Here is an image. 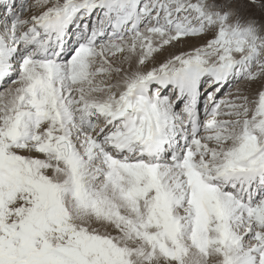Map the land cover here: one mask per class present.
I'll return each instance as SVG.
<instances>
[{
  "label": "rangeland",
  "instance_id": "1",
  "mask_svg": "<svg viewBox=\"0 0 264 264\" xmlns=\"http://www.w3.org/2000/svg\"><path fill=\"white\" fill-rule=\"evenodd\" d=\"M37 1L38 0H30L27 3V12L23 16L22 22L15 26L17 38L23 40L26 38L25 33H22V31L27 29L26 25L29 19L36 21L41 15L46 16L48 14L41 13L42 10L44 11V8L42 9L40 3H37ZM56 1L58 0H49L50 4L48 3L47 5L54 4ZM100 1L101 0H62L61 4H59L61 6L55 8L54 12L59 13L61 8L75 5L74 3H76V5L79 3H89L90 6H93ZM113 1L118 2L121 0ZM129 1L130 0H127V2ZM139 4L141 5V10L145 6L150 9L158 7L159 5L163 13L160 16L161 24L147 26L148 22H146L141 27L142 30L140 33H134L137 38L143 37L141 38L142 40L140 39V42H143V48L140 51L142 54L140 61L141 71L130 69L127 72L134 74V76L127 79L125 83L127 86L125 93L127 89L130 90L131 88V90H133L136 87L132 86L134 84L144 87L148 84V81L155 82L160 79L164 80V78H168L172 75L174 76L176 73L180 74L182 70H187V73H195L197 71L200 81L201 78H204L207 74L206 71L212 73L216 68L218 69H216L212 75L222 68L230 69V74H236L237 71L241 72L242 76L237 79L233 77L235 80L232 78V82L230 81L232 86L227 84L226 89L219 95L215 106L212 105L213 107L210 112L204 114L205 132L202 141L200 139L197 143L192 141L190 144V152H188L189 155L186 154L185 157V163L188 162L187 160L193 159L194 157V162L196 161L199 166V161H201V159L196 158V155H200L199 152L202 151L199 146H206L208 144L211 145L209 148L210 154H207L205 157L209 156L213 158L212 155H214L215 157L218 156L222 158L219 159L221 163H229L226 168L231 169L235 164L240 163L253 152L256 154L253 160L257 163L260 156L264 154V0H139ZM120 9L121 7L115 5L114 21ZM104 13L106 16L109 14V12L104 11L100 16L101 20L106 17ZM154 13L155 12H153V14ZM166 13L168 18L171 17L172 19L175 17L173 26H165V20L163 18L166 16ZM148 17H150V15H148ZM168 18H166L167 21ZM253 22L259 24V31H256L255 37L249 39L245 34V30L247 25ZM109 32L111 33H109L106 39H104L99 46L96 45L94 47L95 51L96 49L98 50V57H96L92 63L82 66L84 69H88L90 73L87 79L79 73L81 79H76L77 87H71L73 92L70 93V97L77 99V97L80 98L84 93H89L93 96L107 93L108 99L103 104H108V106L114 109H119L122 106H126V104L122 102V98L124 97L119 96L122 92H119L115 87L109 90V87H112L113 78L110 77L106 79V76L111 74V69H105L104 66L115 65L116 62L121 61L122 57L125 56L124 54H126V47L132 45L131 38L133 36L129 37L130 33L127 35L125 34L126 36L124 35L122 40L118 42L123 46L120 52H113V54L108 55L106 53L109 51L105 52L106 58L108 56V61L104 64V62H102L104 58L103 56L100 57V54L103 53L104 50H108V44L116 42L117 39L112 33L113 28H111ZM28 34L31 36L34 35V32H29ZM152 42L156 45L153 48L150 44ZM6 44H9V42H6ZM92 54L96 55V52ZM242 60L245 61L239 67V63ZM93 63L96 67L91 69L90 64L93 67ZM203 67L206 70H204ZM79 69L80 67L77 68L76 65L75 71H79ZM21 72L22 73H20L19 70L18 77L12 80L10 85L4 89L2 93L7 89L20 85L23 71L21 70ZM68 74L70 75V72ZM210 76L211 75L208 77ZM101 77L103 81H97V79ZM60 81L63 80H58L55 84L56 87H59L58 84L60 83L64 84V81ZM171 81L175 82L176 80ZM67 82H75V79H68L66 83ZM157 85L158 84H152L151 87ZM104 86H106V88ZM21 92L22 91H20L19 94ZM64 92L62 91L61 102L65 97L69 98L68 96L70 95ZM162 95L161 98H157L158 102L160 99V102H162V99L170 101V93ZM48 96L49 98L51 97V95L45 94L44 92V94L42 93L38 98L45 99L48 98ZM34 99L33 95L27 92L24 97L20 96L17 98L15 106L12 108V110L18 109L19 112L17 116L12 118L13 121L11 122V126L19 134L30 138V141H22L18 133L11 127L2 128L0 130V264H190L189 262L192 258L191 254L195 251L204 255V257L198 256V259L200 258L199 260L204 258L201 260L204 264H233L230 259L225 262H217L216 256L211 254V241L207 243L212 230H214L215 226H218L219 223L217 221L214 222V220H209L211 218L208 217L209 213L206 219L204 217L201 219V217L199 218L196 215L197 217L192 220H195L196 223H194L196 225L192 224L193 222L190 221L194 216L192 211L195 206L192 199V190H190L188 183H184L178 187V189L180 188L179 190L175 189L178 179L181 177L180 171L185 172L182 166L180 168H175L167 162L155 167L156 170L160 169V171L165 172V174L168 172L165 177V182L166 185L171 187L168 188L167 191L171 193L172 198L175 195L173 199L175 200L176 198L180 203L176 204V206H174L175 208L171 207L167 212L163 210L166 205L164 204L163 207L160 201L161 197L159 198L156 196L157 193H154L155 191L152 190L153 188L149 185V187H147V183L141 180L144 177L147 178L152 175L143 173V177L142 172H137L138 175H132V170L122 171L120 175L119 173L111 174L110 167H105L103 164L104 162L101 163L102 161L98 159V156L93 157L92 155H87L85 157L84 163L89 164L90 169H92L91 176L92 178L95 177L94 180H92V178H90L92 181L89 180L92 184L91 190L88 188L87 192L85 188L83 189V191H86L85 194L79 188L76 177H74L70 183L64 184L63 181L61 183L60 179L53 177L50 172L51 170L39 169L37 167L38 163L43 160L42 158H44L46 154L45 150L50 148L47 142H50L53 136H55L52 133H58L62 130V122L60 121V124L53 123L56 128L54 132H51V137H48L49 133H47V129L50 125L49 123L57 121V116L60 120V113L56 107L57 115H47L45 113V119L40 124H34L30 120L32 116L38 113V109L34 107ZM80 99L72 102V107L75 106V111L77 110L76 105L79 106L82 101V99ZM157 99L153 100L152 103L157 102ZM55 102L58 101L56 100ZM142 102H144V105ZM148 103L149 100L139 101L140 106L144 109H146ZM86 104L87 103L82 101L83 106L79 107H85ZM88 105L90 106V104ZM38 106L39 103L36 104V107ZM60 106H62V104H60ZM130 106L131 108L129 111L136 115L137 110H135L134 105L130 104ZM179 107L180 106L175 109ZM148 108L151 110L149 106ZM46 109L47 107H45L44 112H46ZM172 110L173 109H170V111ZM215 110L220 113L219 120L221 125L217 130L216 137H208L211 134V129L208 128L212 120L211 114L215 113ZM8 114V116H13L11 111H8ZM21 116L23 119H21ZM81 116L82 113L77 110L74 122L69 124V126L75 129L76 126L74 125L79 122ZM15 118L20 121V124L22 122L25 127H31V129L26 132L24 126L15 124ZM26 118L28 119L25 120ZM2 124L3 120L1 115L0 127H2ZM80 125L82 126L81 123ZM41 128H45L43 132H41L45 133V140L44 135L40 133L39 129ZM79 129L80 128H78L77 131H79ZM25 133L26 135H24ZM238 133L239 140L235 137ZM60 134L61 133H58L52 140L51 147L55 154V140L66 136ZM91 135H82L81 141H74V146H72L75 148L73 150L79 153L81 151V153L84 154L89 146ZM34 136L38 139V144L37 141H34L36 140ZM141 140L142 136L137 138V141ZM153 142L154 141H151V143ZM80 143L83 144L80 145ZM237 145H239L237 149L232 152V147ZM83 147L86 150L83 149ZM46 155L51 154L48 153ZM51 156L55 161L56 159L58 160L56 161L57 164L66 163L70 160L64 159L62 155ZM203 156L204 153L202 156L200 155V157ZM237 156H240V160L235 164L232 163V160H236ZM263 162L264 157L259 163L262 164ZM132 164H134V166L138 165L137 167H147L143 161H134ZM215 165L217 166V164ZM94 168L95 170L93 171ZM97 168L101 171H97ZM118 169L120 170L121 168ZM169 170H172L173 173H170ZM100 172H102V174H100ZM144 172H146V170H144ZM96 173L100 175H96ZM178 174L179 177H177ZM113 175H115V179ZM227 175L231 178L235 174L234 172H228ZM172 177L174 179H172ZM117 178L121 180L118 182L120 187H118L117 190H119L120 193L125 192L123 197L120 198L121 201L128 200L134 204L135 201H137L136 207L138 208L136 209L142 211V215L139 217L141 224L138 223L140 228L139 231L142 234H140L135 241H133L134 239L131 234H128L130 230L129 225H125L124 222L120 220L116 222L117 220L107 219L110 214L106 211L103 212V209L99 210L101 203L94 199L95 193L99 191L101 186H105L107 181L109 184L110 180L113 179L115 182L112 181V184L116 185ZM175 179L177 181H173ZM193 180L194 179H192V182ZM183 181V178L180 179V183ZM112 184L110 183V186H113ZM125 186L128 190L125 188L123 191ZM147 194L150 195L148 196ZM88 195H91L89 202L86 200ZM146 195L147 199L145 200ZM67 197L79 203L81 201L80 205L82 202L84 204L88 202L86 208L89 207V204L90 207L94 206L93 209L98 208L97 214L96 212L94 215L92 214L93 217L90 216L91 214H85L82 217L75 216L71 206L68 205L70 199L68 198L67 200ZM191 199L192 201H190ZM147 202H149V204ZM191 202L193 203L192 205ZM139 204L141 206L143 205L141 209ZM197 207L200 206L197 204ZM126 209L127 208L122 209L121 213L126 215ZM102 212L103 214L105 212L107 213L106 215L104 214V216L107 217L104 219L110 222H105V220H103L104 223L109 224L103 228L96 225L97 215L98 217H102ZM190 212L192 214H190ZM112 215L118 214L114 213L110 216ZM85 217L89 219L85 221ZM121 218L124 217L121 216ZM212 221L214 222L213 224ZM252 222H250V224ZM188 223L193 225L192 229L199 223V226L191 231L193 235H191V237L190 232H187V234L185 232ZM231 223L234 222L231 221ZM242 223L245 224L244 221L239 222V224ZM246 227H244V230ZM230 229H232L230 230L232 234H242V228ZM252 233L253 232L249 231L248 235ZM129 235L131 239L128 238L130 237ZM246 236H239L243 239L240 240L242 242L240 248L238 247L239 245L236 244L237 240L235 239L234 244H231L229 239L231 237L228 236H226L227 239H222V242L226 241V243L224 245L220 243L219 246L225 250V247L227 249V245H230L237 249L239 248L238 252L240 254H247V252L254 247V244L251 237L248 238ZM125 238L126 240H124ZM194 240L195 242H199L194 243ZM81 243H83V245H80ZM90 243L92 245L95 243L97 244L96 255L86 254L85 249H82L84 247L87 248ZM204 243H207V245ZM213 245L215 244L213 243ZM138 246H142L144 250L139 252L137 250ZM188 249L190 251L192 250V253L187 251Z\"/></svg>",
  "mask_w": 264,
  "mask_h": 264
},
{
  "label": "bare ground",
  "instance_id": "2",
  "mask_svg": "<svg viewBox=\"0 0 264 264\" xmlns=\"http://www.w3.org/2000/svg\"><path fill=\"white\" fill-rule=\"evenodd\" d=\"M3 1L4 0H0V6H1V4H2ZM61 1L62 0H58L54 4H51V5H47L48 3L50 4V2H51V1L49 2V0H38L37 1V3H40V7H42V9L44 8V11L42 10L41 13H48L46 16L45 15H43V16L41 15L36 20V25L40 28L41 34H42L43 30H48V27L51 24H56V23L65 24L66 23V26H67L68 25L67 19H71L72 20V18L75 16L76 12L80 8H82V10H84V11H87L86 13H89V10L90 11H93V10L110 11V17H108L107 19H104L103 22H101V24L98 25V27H93L94 31L97 33L96 34V38L97 39H100L101 37L104 36V34H105L108 26L113 27V30H115L117 32V34L118 33L123 34L125 24L122 21H119V19H117L115 21H113L111 19V14H113L111 12V7L113 5H115L114 2H110L109 0H103V1H100L99 3L97 2L98 4L93 5V6H90V4H83L82 5V3H79L77 5H71L69 7L65 6V7L61 8V10H60L59 13L54 12V9L55 8L61 6V5H59V4H61ZM126 2H127V0H122V1L117 2L116 4L118 6H124V5H126ZM15 3H16V0H13V7H14ZM36 7H37V5H36ZM19 10H20V12L21 11L23 12V11H25V8L23 7L21 9H19ZM102 11H101V13H102ZM173 12H174V10H173ZM148 15H149L148 10L144 11L143 14H142V16L149 18ZM84 16H85V14H83V17ZM100 16H101V14H100ZM100 16H99L98 20L100 19ZM105 16H106V14H105ZM129 19L135 21V29L137 30V28L142 23V20L137 16V13L134 11L129 16ZM77 20H78V16L76 17L75 21H77ZM86 20L87 19L85 18L83 21L86 22V24H87V21L88 20L87 21ZM168 21L171 23V17L168 18ZM78 22H79V20H78ZM7 25L8 24H6L5 26H3L4 29L2 27H0V60L3 63H5L11 57L10 56L11 48L9 47L10 45H4L3 44L5 42V40H4V38L2 36V33H1V30L2 29H3L4 32L7 31V28H8ZM90 26H91V24H90ZM10 29L13 31L14 26L10 25L9 30ZM31 31H33V29H31ZM256 31L257 32L259 31V24H256L254 22L253 23H249L247 25V27H246L245 34L247 35V37L249 39H252L253 37H255ZM14 37H15V34L10 39V42L13 41L12 39ZM141 38H143V37L141 36L140 38H137V37L133 36L131 38L132 45H128L126 47V49H127L126 50V54H124L125 56L122 57L121 61L116 62L115 65H111L110 64L111 66H104L105 69H111V74L109 76H106V79H109L110 77L113 78V82L111 84L112 87L110 86L109 87V90L111 88H114L115 87L116 89H118L119 92H122L121 94H124L125 93V89L127 88V86L125 85V83L127 82V79H129L130 77L134 76V74L127 73V72L130 69H134L135 71H141V69H140V67H141L140 66V63L141 62L140 61H141V58H142V54L140 53V51L143 48L142 47V43L143 42L142 43L140 42V39ZM2 39H3V42H2ZM122 43H124V42H122ZM150 44L152 45L151 46L152 48L156 46L153 42L150 43ZM14 45H15V42H14ZM107 47L109 49L108 50H104V52L101 53L103 55L100 54V57L103 56V58H104L102 60V62H104V64H106L107 61H108V56L106 58V54L108 55V54H113V52H120V50H121V48L123 46H121V44H119L118 42H114V43L108 44ZM86 50H85L86 53H81V54L79 53L75 57V61L76 62H78V61H82V62L75 63L72 66H70L69 68H67V69H69L70 73H72V75L74 74L73 75L74 77L76 76V79L80 78L79 73L82 74L85 79L88 78V74L90 73V71L88 69H84L82 67V66H84V64H86V65L89 64V63H87V60H88L89 56H91V54L93 53V51H91V50L88 51V52ZM20 51H21V49H20ZM105 52H108V53L105 54ZM34 54H35V51H34ZM21 61H23V60H21ZM76 65H77V68L80 67L79 71H75ZM7 68H9V67L8 66H4V69L5 70ZM23 68H24V75H23L22 83H20V85L18 87H15L14 86L11 89L5 90L4 91L5 94L2 93V92L0 93V119H1V115H2V120H3V124H2V127H0V130L2 128L5 129V128L10 127L11 122L13 121L12 118L14 116H17V114L19 112V111H17L18 109L17 110H14V109L12 110V108L15 106V102L17 100L18 94H19L20 91H22L19 94V96H25V94L27 93V87L29 86V89H31V93L33 94V97L35 98L34 99V107H36V104L39 103V106L38 107L41 110V112H40L41 114H44V111L41 109V106H46L47 104H48L47 108L50 109V110H53L55 112V114H57V110H58V112L60 113V121L62 122L63 135H66L65 138L72 145V141L75 140L74 139V136L75 137H78V134L75 135V133L72 130H69L68 128H65L64 126H65V124L70 123L68 121V117H70L69 115L72 112L75 111V109H74L75 106L72 107V100H73V98L70 99L69 101H67V103H61L62 106H60V104L54 103L56 100L59 102L60 93H59L58 90H56L54 88V85H53V83H52V81L50 79V77L52 76V74H54L55 76L56 75H59V74L62 73L63 69L60 68V67H58L57 65H54L51 62H44V61H38V60H34L32 62L28 61L27 63H25V65H24ZM71 70H72V72H71ZM230 71L231 70L228 69V68H222V69H220L218 72H216L214 74L213 79L216 80L219 83L210 92L214 91L213 93L215 94L216 93L215 90L218 89V86L224 84L225 82H227V84H228L230 82V79L233 78V77H235V74H230ZM20 73H22V72L20 71ZM193 74H195V75L192 76V77H190V78H188V79H186V80H184V81H179V80H176L175 82L171 81L172 82V88L174 90H176V92H175L176 98L184 97V96L191 97L192 95H197V96L200 97L202 95V93H198V86H199V83H200V80L198 79L199 73H197V71H196ZM68 76H70V75H68ZM67 80L68 79L66 78V81ZM97 81H103L102 80V77L99 78V79H97ZM20 82H21V79H20ZM60 82H63V81H60ZM63 83H65V82H63ZM161 83H163V86H164L166 84V81L164 82V80H161ZM69 85L70 84H68V82H67V84H61L59 87L63 90V92L66 89L65 92L68 94L69 91H70ZM44 86H48V89L45 90L46 87H44ZM42 87H44V90H45L46 93H48L49 88L51 89L50 94H52V100H50V98H45V99L38 98V95L39 94L38 93H35L34 90L35 89L38 90L39 88H42ZM104 87L106 88V86H104ZM158 89L162 90V86L160 88H158ZM142 92L144 94V91H142ZM164 92H165V90L163 91V93ZM211 97H213V96L210 95L209 100L211 99ZM80 98L82 99L83 102L87 103L85 105V107H87L88 104H90V106L88 105L89 107H98V110H99V115L98 116H103V119H105V125L99 126V131L97 132V138L98 139L100 137L104 136V133L101 134V132L103 130H105V132H107V131H110L111 132L112 131L111 130L112 124L114 122H116L117 120H120V119H117V117H120L121 116L122 118H124L126 116L127 121H126V132H125V134L127 136H126V138H120L115 143L114 147H115V149L117 151V154H120L121 149L123 147H126L127 148V151L126 152L127 153L130 152V154H131L137 148L138 149L144 148V146H146L147 143L149 145H151V141H154L155 142L156 137L159 138L160 143L163 144L166 140L173 139L177 135L176 128H177L178 125H181V124H185L186 123V119H185V121L182 119V123H180L179 122V119H175V118H172L173 121L171 123H169L168 121L170 119V116H169L170 115V113H169L170 107H169V105L166 104V101H164L163 103H161L160 102L161 99H160L159 100L160 104L159 103H155V104H152V105H147V106H149L151 108L152 112L155 114L156 117L151 119L150 125L152 126V128H151L149 134L144 133V136H142V140L141 141H137V138H139L141 136V134H139L136 139H133V138H135V136L137 135V133H134V130L133 129H135V128L133 127L132 120L127 117L128 114L126 113L125 110H120L122 108H119L118 112L115 113V114L105 113V111H104V104L103 103L108 99L107 93H102L99 96H96V95L93 96V95H91L89 93H84V94H82V96H80ZM181 99L182 98H180L179 100H181ZM51 101H52V103H51ZM156 101L158 102V99ZM18 102H19V100H18ZM56 107H57V110H56ZM78 108H80V107L77 106V109ZM189 108L185 112L186 115L189 113ZM8 111L9 112L11 111L12 114H13V116H8L9 115L8 114ZM21 118H22V116H21ZM27 119L28 118H26L25 120H27ZM15 120H16V118H15ZM25 120H22V121H25ZM33 120L35 121V116H33ZM64 121H65V124H64ZM13 124H14V122H13ZM15 124L16 125H19L20 124V121L19 120H16ZM74 126H76L77 128H80V126H81L80 125V122H78ZM55 128L56 127L53 125V123L48 126V129H47V133H49L48 134V137H51L52 134L55 135L57 133V132H54ZM44 129L45 128L39 129L40 130V133L43 132ZM51 132H54V133L51 134ZM158 133H160V134L158 135ZM0 134H1V132H0ZM41 134L44 135V140H45V133H41ZM200 135L197 137L196 140H193V141L197 143V141H199V139L201 138ZM235 137L239 140V133H238V135H235ZM130 138H131V142H128ZM47 143H49V142H47ZM81 144H83V143H80V145ZM73 146H74V144H73ZM85 146H86V144H85ZM238 146L239 145L233 146L232 147V152H234V150L237 149ZM84 147H83V149H85ZM93 147H95V146H94V143L91 141L89 143V148L87 149L86 154H88V152ZM203 153L204 152H202V151L199 152V154L201 156L203 155ZM80 154H82L81 151H80ZM80 154L78 152H76V151L73 150L72 156L70 158V161L68 163H64V164H57L56 161L53 158H51L52 157L51 155H44V158L41 157L43 160L38 163V166L37 167L39 169H42V170H45V169L51 170L50 172L52 173L53 177L56 178V179H60L61 180V183L63 181L64 184L70 183L73 180V178L76 177L79 188L82 191L85 188L87 190V192H88V188H89V190H91V188H92V184H91L90 181L94 180L95 177L92 178V180H90L89 168L83 162L82 156ZM214 154H215V152H214ZM212 156H213V158L211 160V162H212L211 165L212 166H216L215 164H217V166L220 167L222 165V163H221V161H219V159H222V158H220L218 156L215 157L214 155H212ZM193 159H194V157H193ZM193 159L187 160L188 162H186L184 166L186 168V175H187V177L189 179H194L193 180V189H194V193H195V196H196L195 197V202H198V200H201L202 201V206H204L206 208L205 211L207 213H209V216L208 217H211L209 220H214V221H217L219 223L218 226H215V229L212 230V233H211V235L209 237V241H207V243L211 241V248H212L211 249L212 250L211 251V254H214L216 256L217 262H220V261H224L225 262V261H227V260L230 259V260H232L233 264H253V262L248 263V257H247V255H242V254H240L238 252V249L241 247V243H242L240 240H243L239 236L243 235V230L241 231L242 234L240 233L241 235H239V233H237V234L230 233V230H232L230 228H236L237 229V228H240V226L244 225V223L239 224V222L240 221H243V220L235 221V219L232 217V215L234 214L235 211L240 210L239 209V207H240L239 205H245V206H248V205L246 203H243L242 201L238 200L237 198H236V202H235L234 199H233L234 198V195L232 193L227 194V195H224V194L221 193L220 190L213 189V188H210L208 186H205V187H201L200 188V182L202 181V179L200 177V174L194 173V171L192 169V168H196V167H199V166H198V163L196 161L194 162ZM101 163H103V162H101ZM262 164L264 165V162ZM136 166H138V165H136ZM94 170H95V168L93 169V171ZM122 170L123 169H120L119 170L118 168H116V169L110 168V171H114V173L117 172V171H122ZM213 170H214V173L215 174H218L220 172H223V171H218L216 168H214ZM132 171H133V172H131L132 175H138V173L135 172V170H132ZM167 171H168V169H167ZM210 171L211 170H205V169L201 168V171H199V172L201 174L207 175ZM156 172H157V170H156ZM180 172L182 174V171H180ZM143 173L144 172H142V176H143ZM172 173H173V171H172ZM224 173H226V172H223L222 174H220V179L223 180V182L231 181V180L233 182H240V181L243 180V176H239V178L236 179L237 178L236 175H233V177H231V178H230L229 175H227L226 180H224ZM166 174H165V172H163L162 175H160V176L152 175L151 177H147V178H145L143 176L144 178H142L141 180L142 181H145L147 183V187L151 186L153 188L152 190L155 191L154 193H157L156 196H158L159 198L161 197V199H160L161 203L166 205L163 208V210L167 212V211H169V209H171V207H174L173 205H176V202H175L176 198L174 200V199H172L169 196V194L171 195V193H168L167 190L171 186L166 185V182H165ZM96 175H97V173H96ZM177 177H179V174H178ZM113 178L115 179V175H113ZM172 179H174V178L172 177ZM120 181L121 180L118 179L117 182H116V185L114 184L115 186L114 185L113 186L108 185V181H107L106 185L103 186V187L101 186V188H99V191L97 193H95L94 199H96L97 201H100V203H101L100 206H99V210L100 209H103V212L106 211L110 215L111 214H114V213L118 214V215H114V216L113 215L112 216L108 215V218H107L106 216H104V214L106 215L107 213L105 212L103 214V212H102V214H103L102 217H98V215H97L96 225H99L101 228L109 225L108 223H104L103 222V220H105L104 219L105 217L107 219L117 220L116 222H119L118 220H120L121 222H124L125 225H129L130 230H129V233L128 234H131L132 238L134 239L133 241H135V239L140 234H142L139 231L140 228L138 226V223L141 224V222H140L141 220H139V217H141L142 211L141 210L138 211L136 209V208H138V207H136V202L137 201H135V204L132 203V202H130V201H128V200H123L122 199L123 201H121L120 198L123 197V195H124L125 192L124 193H120V191L117 190V188H118L117 186L120 187V184L118 183ZM173 181H177V180L175 179ZM146 183H145V185H146ZM129 184H131V183H129ZM173 184H174V182H173ZM128 187H129V185H128ZM125 188H126V186L123 188V191L125 190ZM173 188H174V186H173ZM173 188H171V189H173ZM131 189H132V187H131ZM138 189H139V187H138ZM147 189H149V188H147ZM175 189H178L177 185H176V188ZM83 192H84V194L86 193V191H83ZM140 192H143V191H140ZM185 192H187V191H185ZM126 194H127V192H126ZM70 195H71V192H70ZM147 195L145 197V200L147 199ZM210 195H211V198H210ZM90 196L91 195H88L87 198H86V200L88 202H89V200L91 198ZM174 197H175V195H174ZM68 198L69 197H67V200H68ZM190 201H192V199ZM80 203H81V201H80ZM80 203L78 201L73 200L72 198L68 201V205L71 206L72 212L74 213L75 216H77V217H80L81 216L82 217L85 214H89V215L91 214L90 216L93 217V215H94L95 212L97 214V211H98L97 209L98 208H94L93 209L94 206L90 207V204H89V207L86 208V205L88 206L87 203L84 204L82 202L81 205H80ZM147 203L149 204V202H147ZM192 204L193 203L191 202V205ZM79 205H80V207H79ZM142 206L140 207V209L142 208ZM125 208H127L126 209V215H124V214L121 213V210L122 209H125ZM258 211H261V213L264 212V204H261L260 205V209H258ZM98 213H100V212H98ZM190 214H192V213L190 212ZM254 215H255V213H254ZM260 215L264 217V213H262ZM121 216L124 217L125 220H124V218H121ZM167 217H169V216H167ZM195 217H197V216L195 215ZM126 218H127L128 221L126 220ZM88 219H89L88 217H85L84 218L85 221H87ZM107 219L105 220V222L108 221ZM204 221H206V220H204ZM231 221H233L234 223H231ZM81 222H82V219H81ZM90 222H92V221H90ZM93 222H95V221H93ZM192 222H191L192 224H195L196 223L195 220L192 221ZM198 224H197V226H199ZM192 226L193 225L189 224L186 227L187 232L188 233L190 232V237L192 235L191 234V230H193L192 229ZM187 232H186V234H187ZM131 236L130 237L125 236V237H128L129 239H131ZM226 236L231 237L230 240L231 239H234V240L236 239L237 240L236 244L239 245L238 246L239 248L237 249V248L232 247L230 245H227L228 246L227 249L225 247V250H227V251H225L223 248H221L219 245H220V243H223V245L226 243V241L225 242L224 241L222 242V239L223 238L224 239L225 238L227 239ZM247 236H248V233H247ZM122 238H123V236H122ZM124 240H126V238ZM198 242L199 241L195 242V240H194V243H198ZM207 243H204V244L207 245ZM213 243L215 245H213ZM189 249L187 251H189V252L192 253V250L190 251ZM241 249H243V248H241ZM137 250L139 252H141L142 250H144V248L142 246H138L137 247ZM253 250H254V247H253V249L251 251V254H253ZM248 252H247V254H248ZM191 255H192V258H191V260L189 262L190 264H204L201 261L204 258L201 259V260H199L200 258L198 259V256L199 257L200 256L201 257H204V255H202L201 253L199 254L196 251L193 254H191ZM193 255H194V257H193ZM260 264H264V257L260 260Z\"/></svg>",
  "mask_w": 264,
  "mask_h": 264
},
{
  "label": "water",
  "instance_id": "3",
  "mask_svg": "<svg viewBox=\"0 0 264 264\" xmlns=\"http://www.w3.org/2000/svg\"><path fill=\"white\" fill-rule=\"evenodd\" d=\"M58 149L60 151H64L66 157L69 156V146H68V144L65 141H60L58 143Z\"/></svg>",
  "mask_w": 264,
  "mask_h": 264
}]
</instances>
